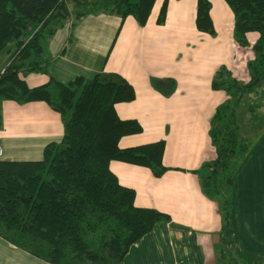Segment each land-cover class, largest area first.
Instances as JSON below:
<instances>
[{"label":"crops","instance_id":"crops-1","mask_svg":"<svg viewBox=\"0 0 264 264\" xmlns=\"http://www.w3.org/2000/svg\"><path fill=\"white\" fill-rule=\"evenodd\" d=\"M164 1L156 0L143 26L133 16H71L40 57L47 70L25 73L23 65L20 76L33 87L50 75L68 81L100 71L118 73L134 86L136 96L116 103L117 113L143 127L123 136L120 146L166 141L164 164L169 169L160 177L143 165L110 162L120 183L136 190L137 206L169 216L132 244L119 264H219L222 257L229 261L221 242L236 264H264V132L234 177L229 229L222 230L218 204L204 194L195 172L216 155L211 119L228 98L213 86L216 72L225 66L233 77L247 79L254 52L235 41L234 13L225 0H210L214 34L197 27L198 0H168L166 20L159 23ZM249 36L257 35L251 31ZM63 130L60 113L45 101L0 97V159H41L47 144L62 139ZM26 252L0 236V264H52Z\"/></svg>","mask_w":264,"mask_h":264},{"label":"trees","instance_id":"trees-1","mask_svg":"<svg viewBox=\"0 0 264 264\" xmlns=\"http://www.w3.org/2000/svg\"><path fill=\"white\" fill-rule=\"evenodd\" d=\"M225 1L234 13L235 41L245 47L249 32L258 31L259 37L247 79L233 77L225 66L216 72L214 88L228 94L211 119L216 155L195 171L204 194L218 204L222 230L231 226L233 181L251 148L249 130L257 128V138L264 132L258 121L247 123L244 132L239 122L244 103L259 88L264 91V0ZM70 3L76 19L108 10L123 20L133 16L143 26L156 0H0V52L13 41L17 46L13 60L0 71V97L19 103L45 101L60 113L64 127L62 139L47 144L41 159H0V236L52 264H119L132 244L169 216L137 206L136 190L120 183L110 162L143 165L160 177L169 169L164 164L166 141L120 146L123 136L143 127L117 113L116 103L136 96L134 86L118 73L100 71L68 81L50 75L33 87L20 76L23 65L25 73L47 70L40 57L72 14ZM167 4L165 0L159 23L166 20ZM211 7L210 0H198L196 23L200 31L214 34ZM254 109L250 104L249 110ZM219 248L233 260L222 242ZM219 262L228 261L222 257Z\"/></svg>","mask_w":264,"mask_h":264},{"label":"rangeland","instance_id":"rangeland-1","mask_svg":"<svg viewBox=\"0 0 264 264\" xmlns=\"http://www.w3.org/2000/svg\"><path fill=\"white\" fill-rule=\"evenodd\" d=\"M70 8H71L72 14L67 17L66 21H70L71 16H73L75 18L76 7L74 6V3H70ZM96 13H99L98 15H100L102 13H106L108 15V19H112V17L119 16V14L117 12H110L108 10H103V11L96 12ZM252 32H255V35H257V36H254V38H252V36L248 37L249 44L245 47H247L249 49L253 48L254 43L256 42V40L259 37L258 31H252ZM16 48H17L16 47V41H13L5 49H3L0 52V69H2V67L5 65L7 66L13 60L12 59V55H13L12 53L15 52ZM1 72H2V70H1ZM3 99H6V98H3ZM250 104L255 106V109L253 112H251L249 110ZM257 116H258V118H257ZM251 120L252 121L255 120V123L259 122L261 125L264 124V91L261 88L258 89L257 94L253 93L250 96V98L244 103V115H241V118H239L240 125L242 124L241 129L243 130V132L246 131V125H247V123L251 122ZM248 129H249V127L247 128V130ZM249 131L251 133L249 132L250 134L248 135V138H249V141L251 143V148H252L253 145L256 143V141L259 140L261 135L257 138V136H258L257 134H259L257 128H255V130H253V131L252 130H249ZM2 158H4V156H2ZM33 258L34 257L32 255H30V259H33ZM228 264H236V262H233L232 259L230 258L228 261Z\"/></svg>","mask_w":264,"mask_h":264},{"label":"built area","instance_id":"built-area-1","mask_svg":"<svg viewBox=\"0 0 264 264\" xmlns=\"http://www.w3.org/2000/svg\"><path fill=\"white\" fill-rule=\"evenodd\" d=\"M4 72V70H2V73ZM1 73V74H2ZM1 74H0V77H1ZM4 155V149L2 148V146L0 145V157H2Z\"/></svg>","mask_w":264,"mask_h":264}]
</instances>
